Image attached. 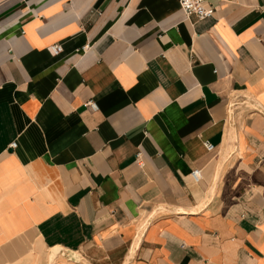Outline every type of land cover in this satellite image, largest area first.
<instances>
[{
  "label": "crops",
  "instance_id": "crops-1",
  "mask_svg": "<svg viewBox=\"0 0 264 264\" xmlns=\"http://www.w3.org/2000/svg\"><path fill=\"white\" fill-rule=\"evenodd\" d=\"M209 2L0 0V264H264V0Z\"/></svg>",
  "mask_w": 264,
  "mask_h": 264
},
{
  "label": "built area",
  "instance_id": "built-area-1",
  "mask_svg": "<svg viewBox=\"0 0 264 264\" xmlns=\"http://www.w3.org/2000/svg\"><path fill=\"white\" fill-rule=\"evenodd\" d=\"M178 5L181 15L186 19L193 18L194 20L201 21L212 17L215 12V8L210 4L209 0H178ZM60 51L61 49L58 45H53L48 48V52L52 56H57L60 54ZM87 105L90 109L95 110V105L93 103L89 102ZM14 145L15 144L12 143L10 148H13ZM203 146L206 151L212 149V146L207 142H204ZM134 163L139 168L142 167L139 152L134 154ZM189 178L192 182H197L200 179V171L192 169L189 172Z\"/></svg>",
  "mask_w": 264,
  "mask_h": 264
},
{
  "label": "bare ground",
  "instance_id": "bare-ground-1",
  "mask_svg": "<svg viewBox=\"0 0 264 264\" xmlns=\"http://www.w3.org/2000/svg\"><path fill=\"white\" fill-rule=\"evenodd\" d=\"M59 249L58 248H54V249H52L51 251H50V253H49V264H52V261H53V259L54 258H56V256L58 255V254H60L59 252ZM77 255V254H76ZM78 257V256H77ZM75 258V257H74ZM77 259V258H76Z\"/></svg>",
  "mask_w": 264,
  "mask_h": 264
},
{
  "label": "water",
  "instance_id": "water-1",
  "mask_svg": "<svg viewBox=\"0 0 264 264\" xmlns=\"http://www.w3.org/2000/svg\"><path fill=\"white\" fill-rule=\"evenodd\" d=\"M58 252L61 253L60 250ZM61 255H63V252L61 253Z\"/></svg>",
  "mask_w": 264,
  "mask_h": 264
}]
</instances>
